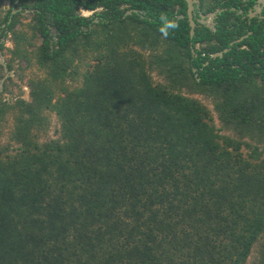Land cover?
Masks as SVG:
<instances>
[{
	"label": "trees",
	"instance_id": "trees-1",
	"mask_svg": "<svg viewBox=\"0 0 264 264\" xmlns=\"http://www.w3.org/2000/svg\"><path fill=\"white\" fill-rule=\"evenodd\" d=\"M9 1L7 68L43 76L0 99V264H264V20L190 38L182 0Z\"/></svg>",
	"mask_w": 264,
	"mask_h": 264
},
{
	"label": "rangeland",
	"instance_id": "rangeland-1",
	"mask_svg": "<svg viewBox=\"0 0 264 264\" xmlns=\"http://www.w3.org/2000/svg\"><path fill=\"white\" fill-rule=\"evenodd\" d=\"M12 8V5L9 0H2L0 3V14L4 15L7 10H10ZM81 14L85 17H89L92 15V13L89 12H81ZM19 19L21 21L20 24L16 25V30H24L29 31L26 28V25L29 23L31 19V13L22 11L19 13ZM29 33V32H28ZM3 45V49L0 48V62L6 64L9 63L10 54L8 52V49H11L13 44L10 40V33H8L7 38H4L3 41H1ZM34 43L38 46L40 44L39 39H35ZM33 50V48H32ZM89 61L87 60L86 63ZM85 64L83 66L81 65L80 71L82 72L85 68ZM91 63V62H90ZM1 65V64H0ZM12 70H9L8 77L3 81V83L0 85V99L3 101H7L9 103L13 102L16 98H24L25 100L29 99V80L42 77L43 73L38 70L37 66L33 61H31L30 64H27L26 62H12ZM2 66V65H1ZM6 72L3 68L0 69V81L5 77ZM152 79L154 83H160L162 80L155 74L152 73ZM6 87V90L4 88ZM187 94V93H185ZM188 95V94H187ZM191 97L197 98L200 102L204 104V106L207 107V109L211 112L213 119H214V125L216 128L220 127L219 121L216 118L215 113L212 111V104L210 100L205 99L202 96L198 95H189ZM50 126L44 135L43 140H49V139H56L59 137L58 130H59V123L54 115H50ZM12 128V122L9 118V120L4 124L2 129V135L0 136V145H6L8 143V137L10 130ZM260 150L262 151L261 157L264 159V145L260 146ZM246 152V151H245ZM257 259V246H255L251 252L250 257L247 260L246 264H253L255 260Z\"/></svg>",
	"mask_w": 264,
	"mask_h": 264
},
{
	"label": "flooded vegetation",
	"instance_id": "flooded-vegetation-1",
	"mask_svg": "<svg viewBox=\"0 0 264 264\" xmlns=\"http://www.w3.org/2000/svg\"><path fill=\"white\" fill-rule=\"evenodd\" d=\"M184 5V14H179L177 17L180 18H186L187 22L189 19L188 14H191L192 21L196 24V27H206L212 32H214L215 27L217 25V19L218 17L226 10H231L236 13V15H239L242 21H245L247 25H249L253 20L256 21H262L264 20V0H253L252 4H250V0H191V6L186 0H182ZM232 6L226 7L221 5L231 4ZM18 4V0L15 1L14 5ZM182 6V5H181ZM181 6L176 7V10H178ZM14 6H12L11 16L15 15L17 13H20L22 11L21 8L13 9ZM26 12H29V10H25ZM130 11V14L128 12ZM132 13H137L140 15V17H145L144 11H138L136 9H131L125 12V15H131ZM214 13V16L212 14ZM11 21V18L9 19L8 23ZM204 22H211V24L204 25ZM189 24V22H188ZM208 26V27H207ZM1 28H6L3 24ZM214 28V30H213ZM194 29V31H195ZM7 33V30L4 31ZM251 33L250 31L247 32V34ZM246 34V35H247ZM195 35V33H194ZM4 40V37L0 39V45L1 41Z\"/></svg>",
	"mask_w": 264,
	"mask_h": 264
},
{
	"label": "water",
	"instance_id": "water-1",
	"mask_svg": "<svg viewBox=\"0 0 264 264\" xmlns=\"http://www.w3.org/2000/svg\"><path fill=\"white\" fill-rule=\"evenodd\" d=\"M186 1H187V2L189 3V5L191 6V0H186ZM128 14H130V11L128 12ZM188 16H189L188 22H189V27H190V38H193L194 33H195L194 29H195V27H196V24L192 21V18H191V14H190V13L188 14ZM213 16H214V13L212 14L211 17H213ZM203 24H204V25H208V24H211V22H204ZM208 26H209V25H208ZM208 26H207V27H208ZM209 27H211V26H209ZM213 30H214V28H213ZM214 31H215V30H214ZM249 34H250V33H249ZM249 34L244 35V36L240 37L239 39H236V40L232 41V42L229 44V46L232 47L234 44L241 42V41H242L244 38H246ZM229 49H230V48H226V49H224V50L221 51V52L213 53V54L210 55V57H212V58H216V57L221 58V57L223 56L224 53H227V52L229 51ZM192 53L196 56V53H195L194 50H192ZM0 64L2 65L4 71L6 72L5 77L0 81V85H1V84L3 83V81L6 79V77H8L9 70H8L6 64H4V63H2V62H0ZM193 71H196V70L194 69Z\"/></svg>",
	"mask_w": 264,
	"mask_h": 264
},
{
	"label": "clouds",
	"instance_id": "clouds-1",
	"mask_svg": "<svg viewBox=\"0 0 264 264\" xmlns=\"http://www.w3.org/2000/svg\"><path fill=\"white\" fill-rule=\"evenodd\" d=\"M169 27H175V25H169Z\"/></svg>",
	"mask_w": 264,
	"mask_h": 264
},
{
	"label": "built area",
	"instance_id": "built-area-1",
	"mask_svg": "<svg viewBox=\"0 0 264 264\" xmlns=\"http://www.w3.org/2000/svg\"><path fill=\"white\" fill-rule=\"evenodd\" d=\"M83 12H88V11H83ZM90 13V12H89Z\"/></svg>",
	"mask_w": 264,
	"mask_h": 264
}]
</instances>
